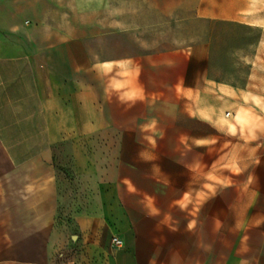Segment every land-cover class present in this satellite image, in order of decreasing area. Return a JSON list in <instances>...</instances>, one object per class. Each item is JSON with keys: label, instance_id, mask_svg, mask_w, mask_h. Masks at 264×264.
I'll use <instances>...</instances> for the list:
<instances>
[{"label": "crops", "instance_id": "crops-1", "mask_svg": "<svg viewBox=\"0 0 264 264\" xmlns=\"http://www.w3.org/2000/svg\"><path fill=\"white\" fill-rule=\"evenodd\" d=\"M192 1L199 16L264 27V2ZM37 41L17 5L0 0V107L9 108L18 138L38 140L23 152L28 158L11 162L8 153L0 166V264H264L263 190L231 181L203 192L201 158L186 156L197 135L163 130L156 109L165 91L195 90L205 44L170 52L195 74L170 78L156 76L153 54L148 64L129 62L122 76L121 61L95 67L86 52L80 62L72 51L50 49L49 34L47 49H27ZM91 74L103 81L92 83ZM58 139L113 141L108 158L82 147L76 184L63 191L51 162ZM64 201L73 206L62 213ZM22 202L28 207L15 212ZM114 235L122 246L112 244Z\"/></svg>", "mask_w": 264, "mask_h": 264}, {"label": "rangeland", "instance_id": "rangeland-1", "mask_svg": "<svg viewBox=\"0 0 264 264\" xmlns=\"http://www.w3.org/2000/svg\"><path fill=\"white\" fill-rule=\"evenodd\" d=\"M263 2L252 0L253 6ZM10 3H15L23 13L25 24L34 26V36L39 42L27 43V49H47L45 36L49 34L50 49L72 51L80 62L82 57L85 60L82 54L86 52L95 67L121 61L122 76L128 74L129 62L145 65L153 54L156 76L169 73L172 78L175 72L184 71L188 77H195L190 63L170 52L205 44L208 57L195 90L182 95L165 91L159 96L164 100L156 107L161 127L171 134L197 135L195 140L200 143L192 144L186 156L201 158L203 192L231 181H248L251 187L260 186L264 192L263 26L199 16L192 0H10ZM160 51L165 54L160 55ZM102 81L98 74H91L92 83ZM177 99L185 102H176ZM8 111V107H0V166L8 153L11 162L25 160L29 156L23 152L33 149L38 141L18 138L17 123L8 122ZM111 141L51 142V162L59 168L63 191L76 184L79 172L74 166L81 161L82 147L91 158L100 149L101 158H108L106 146ZM121 142L128 144L130 140ZM28 205L15 203L13 210L18 212ZM3 206L0 188V211ZM70 206L73 204L61 202V212ZM21 222L17 218L10 220L15 227ZM28 225H32L31 220H27ZM66 253L63 248V257Z\"/></svg>", "mask_w": 264, "mask_h": 264}, {"label": "built area", "instance_id": "built-area-1", "mask_svg": "<svg viewBox=\"0 0 264 264\" xmlns=\"http://www.w3.org/2000/svg\"><path fill=\"white\" fill-rule=\"evenodd\" d=\"M112 244L114 246H122L124 244V239L119 235H114L112 237Z\"/></svg>", "mask_w": 264, "mask_h": 264}]
</instances>
